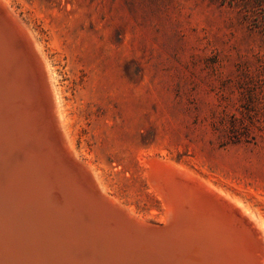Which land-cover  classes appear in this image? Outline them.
Masks as SVG:
<instances>
[{
	"label": "rangeland",
	"instance_id": "374dc122",
	"mask_svg": "<svg viewBox=\"0 0 264 264\" xmlns=\"http://www.w3.org/2000/svg\"><path fill=\"white\" fill-rule=\"evenodd\" d=\"M8 2L55 74L83 162L72 164L77 184L99 192L102 183L115 207L161 230L166 205L152 180L166 169L188 221L221 237L217 250H232L236 264H264V0ZM13 20L10 33L29 54L31 39Z\"/></svg>",
	"mask_w": 264,
	"mask_h": 264
},
{
	"label": "bare ground",
	"instance_id": "6f19581e",
	"mask_svg": "<svg viewBox=\"0 0 264 264\" xmlns=\"http://www.w3.org/2000/svg\"><path fill=\"white\" fill-rule=\"evenodd\" d=\"M9 3L0 0V264H236L232 250L215 248L218 236L209 229L197 230L185 217L180 201L170 192L172 172L168 175L169 171H157L158 167L153 173V184L162 190L159 195H163L166 205V228L161 230L149 228L137 221L139 215L134 219L132 212L129 215L115 207L113 204L119 201L107 197L102 183L97 185L100 193L93 188L83 190L77 184L72 164L80 166L83 162L65 127L55 74L32 30L24 27ZM10 19H15L26 30V38L31 39L29 54L11 35ZM37 96L49 109L47 123L33 108ZM85 164L92 178L100 182L97 172ZM162 175L165 177L160 178ZM234 201L246 210L240 201ZM197 251L204 253L198 256Z\"/></svg>",
	"mask_w": 264,
	"mask_h": 264
},
{
	"label": "water",
	"instance_id": "95a60500",
	"mask_svg": "<svg viewBox=\"0 0 264 264\" xmlns=\"http://www.w3.org/2000/svg\"><path fill=\"white\" fill-rule=\"evenodd\" d=\"M190 233V232H189ZM193 233V232H192ZM192 235V234H191Z\"/></svg>",
	"mask_w": 264,
	"mask_h": 264
}]
</instances>
